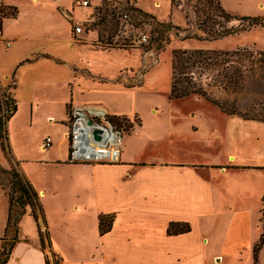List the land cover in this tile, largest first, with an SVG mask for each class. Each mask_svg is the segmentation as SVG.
Here are the masks:
<instances>
[{
    "label": "rangeland",
    "instance_id": "rangeland-1",
    "mask_svg": "<svg viewBox=\"0 0 264 264\" xmlns=\"http://www.w3.org/2000/svg\"><path fill=\"white\" fill-rule=\"evenodd\" d=\"M3 1L14 2L17 6L15 18H0L2 36L9 39L6 44L3 43L4 39L0 40V93L13 88V97L17 103V109L7 123L11 149L16 152L17 148L18 153L25 157L41 156L37 142L42 136L57 137L60 134L58 128L62 127L46 121L47 115L51 113L56 118L62 117L65 121L63 126L68 131L70 117L64 100L68 88L73 89L75 80L92 87L97 81H102L99 78L102 76L114 78L127 87L137 85L133 91L124 92L122 97L106 99L112 103L136 102L143 119H190L204 125L198 131L201 132L199 137L204 146L197 139L196 147L192 149L195 154L192 155L199 162L214 160L234 164L238 161L241 165L227 168L225 172L217 174L214 181L220 179L225 184L247 182L255 188L258 187L247 196L239 194L226 196V199L220 197L218 215L212 220L206 216L200 218L204 208L199 207L198 214L196 213V230L182 238L186 241L182 240L180 245L196 243L201 252H197L198 257L195 258L201 263L212 253L221 252L224 260L216 257L212 259V264L220 260L224 264H253L251 245L264 230V219L261 218L264 189V26L255 25L210 40L186 37L195 32L205 36L202 30L217 32L222 30L221 25L227 28L238 26L241 21L232 19L227 22L221 16V8L240 16L264 15V7L237 4L230 7L232 10L229 11L222 6L220 0H171L173 14L184 20L163 21L171 29L162 33L161 47L151 49L149 47L156 45L154 39L159 34L154 29L157 18L147 20L130 15L125 25L119 19L120 15L113 18L107 14L104 23L99 21L104 9L110 12L115 8L119 11L118 6L123 5L136 7V0H91L87 7L78 5L76 0ZM262 1L264 4V0ZM142 4L152 8L151 0H144ZM6 7H11L6 11L14 8ZM161 9L167 10L164 6ZM75 25H80L83 31L77 34ZM142 35L146 37L145 41H142ZM98 36L101 37L99 44L96 41ZM67 37L71 42L63 40ZM186 39L192 40L189 47L184 45ZM194 40L210 43L215 41L222 48H198L194 46ZM220 40L224 41L223 44L218 43ZM107 42H110V47L106 46ZM89 43L98 48L113 50L95 49ZM174 49L216 51V54H207L211 56L210 59L190 67L187 76L192 82L202 85L211 97L224 100L228 107L236 106L239 111L252 118L227 115L205 98L194 94L169 100L167 94L172 81L171 62ZM39 52L50 56L39 57ZM25 58L31 60L21 63ZM145 72V82L141 85ZM93 100L96 101V98ZM100 102L105 104L106 101ZM119 116V120H123L120 126L110 121L122 128L124 133L132 130L130 125L133 119L135 122L140 119L138 115ZM108 117L111 118L109 115ZM65 137L66 152L69 142L66 133ZM57 140L53 141V145H56ZM27 146L29 148H25ZM228 152L234 154V160L231 159L232 155L228 156ZM2 159L3 153L0 150V161ZM51 174L54 179L56 172ZM44 179L51 181L48 175ZM189 213L192 215V212ZM230 213L236 214L232 216ZM87 221L90 222L88 218L84 219V222ZM85 229V234L78 231L74 236L63 233L59 237L65 245L62 249L63 256L60 254L64 258L63 264L88 262L89 256L85 248L92 241L87 231L88 226ZM123 234L124 230L118 235L116 243L122 242ZM74 240L78 243L77 247L74 246ZM147 254L117 250L116 263L135 262ZM258 258L264 264V243ZM51 261L53 262V258ZM254 264H258V260Z\"/></svg>",
    "mask_w": 264,
    "mask_h": 264
},
{
    "label": "crops",
    "instance_id": "crops-1",
    "mask_svg": "<svg viewBox=\"0 0 264 264\" xmlns=\"http://www.w3.org/2000/svg\"><path fill=\"white\" fill-rule=\"evenodd\" d=\"M143 1L136 0L134 4L160 22L184 20L173 14L171 0H151L152 8L143 5ZM220 3L229 11L232 10L230 7L237 4L264 7L262 0H220ZM1 6L17 8L14 2L3 0H0ZM162 6L167 10L161 9ZM73 13L75 14V11ZM2 35L0 26V40H5L3 43L6 44L9 39ZM63 40L71 42L68 37ZM191 41L186 39L184 45L189 47ZM223 42L220 40L218 43ZM194 44L198 48H222L216 45L215 41L210 43L197 40ZM38 55L50 56L42 52ZM26 59L30 58L23 59L21 63ZM145 74L146 72L143 73L141 85L145 82ZM99 78L102 81L95 80L97 82L92 87L86 86L80 80L73 82L74 87L72 90L68 88L64 100L67 114V108L73 105H96L106 110L109 116L138 115L140 119H137L138 122L131 119L133 122L130 121L132 124L129 125L132 130L129 133L125 132L120 158L114 163L69 162V142L66 152L64 144L67 133L63 126L65 121L62 117L56 118L52 113L47 115L46 121L63 128H58L60 134L57 137L46 136L51 139V144L47 148L42 146L46 137L40 138L37 148L41 156L25 157L18 153L17 148L16 152L11 149L13 161L20 173L38 193L41 212L36 221L31 215L30 207L26 206V212L19 223V240L14 245L6 264H46V258L51 263L54 256L63 264L62 249L65 245L59 237L63 236V233L66 236L68 234L74 236L78 231L85 234V226H88L87 231L92 241L85 248L89 256L86 264H117L115 255L117 250L148 253L138 261L125 264H212L213 258L219 257L224 260V255L217 252L205 257L201 263L195 258L198 257L197 252H201V248L196 243L181 246L182 240L186 241L182 238L194 232L199 207L204 208L200 218L206 216L212 220L218 215L221 198L226 199V196L233 197L239 194L247 196L258 187L255 188L247 182L225 184L219 181L220 179L214 181L215 176L225 172L227 168L241 165L238 161L234 164L214 160L199 162L192 155L195 154L192 149L196 147L197 139L204 146L199 137L201 132H198L204 125L190 119H143L142 111L136 102L112 103L106 99L122 97L124 92L133 91L137 85L127 87L114 78L113 80L102 76ZM12 90L13 88L10 92L13 96ZM93 98H96V101ZM102 100L106 101L105 104L100 102ZM54 140H57L56 145H53ZM8 142L11 148L9 139ZM229 155L234 154L228 152ZM231 159L234 160V156ZM52 172H56L54 179L51 178ZM45 175H48L50 182L44 179ZM189 212H192V215ZM7 214L8 198L0 186V242L4 235ZM102 214H112L113 220L110 229L100 234L98 222ZM230 214L234 216L236 213ZM86 218L90 222H84ZM171 222L188 223L190 230L180 234H168L166 230ZM38 229L46 235L43 247L40 245ZM123 230L122 242L116 243L118 235ZM258 240L259 238L253 241L251 253ZM73 243L74 246H78L76 240ZM260 249L257 252L258 264H262L258 258ZM222 260L214 264H224ZM252 262L254 264L253 258Z\"/></svg>",
    "mask_w": 264,
    "mask_h": 264
},
{
    "label": "trees",
    "instance_id": "trees-1",
    "mask_svg": "<svg viewBox=\"0 0 264 264\" xmlns=\"http://www.w3.org/2000/svg\"><path fill=\"white\" fill-rule=\"evenodd\" d=\"M6 6L0 7V18L8 19L15 18L16 8L12 7V11L7 10ZM120 10L118 11L116 8L111 9L109 12L108 9H104L100 15V20L102 23L106 21L107 14L112 15L113 18L117 15H121L123 12H130L131 16H140L141 19L154 20L155 17L149 13L142 11L137 7L132 6H118ZM120 12V13H119ZM17 13V11H16ZM221 16L227 21L230 22L232 19H239L241 22L238 26H231L227 28L226 26L221 25L222 30L219 31H203L205 34L199 35L197 32L192 33L190 36L186 38H196L200 39H215L218 37H224L233 33H236L240 30H246L249 27L260 25L264 26V15L256 14V15H233L228 13L224 9L221 8ZM139 19V20H141ZM154 29L159 32L158 37H155L154 41L156 42L155 46H150L149 48L155 47V49H159L161 46V39L163 36V32L171 29V26L167 23H163L160 21H154ZM175 29H177L175 27ZM160 34H162L160 36ZM203 37V38H202ZM100 36H98L97 42L99 44ZM101 45V44H100ZM104 45V44H103ZM110 42H107L106 46H109ZM110 47V46H109ZM216 54L214 50H204V49H174L172 51V62H171V72H172V81L170 83V88L168 92L169 99H180L190 95H198L205 98L207 101L215 105L219 110L227 115H241L245 118L248 117L245 112L239 111L236 106L231 105L228 107L224 100H220L217 98L211 97L202 85H198L195 82H192L190 77L187 76V70L194 66L196 63H201L206 61V59H210L211 56H207V54ZM224 54V53H223ZM30 59H26L28 61ZM13 87V86H12ZM17 109L16 99L12 96L10 89L4 90L0 93V150L3 153V159L0 161V186L3 188L5 194L8 198V214L5 225L4 235L1 238L0 242V264H6L9 260V257L12 253L14 245L19 240V223L22 219V216L26 212V206H29L31 209V215L37 221L39 212H41V206L39 203L38 193L29 183V181L20 173L16 164L12 158V150L10 148L8 142V130H7V122L9 118L14 114ZM69 110V108H67ZM120 117L111 116L110 120L116 123L118 126L123 123V120H119ZM129 125V124H128ZM84 163V162H82ZM262 209H261V218L264 219V190L262 194ZM113 220L112 214H102L99 216L98 222V230L100 234L107 232ZM190 230V226L188 223L184 222H171L166 232L168 234H180L185 233ZM40 245L44 246V240L46 235L38 229ZM264 242V230L262 231L258 242L253 246V261L257 262V252L260 249L261 245ZM55 256L53 257V262L50 263L48 258H46V264H59V259Z\"/></svg>",
    "mask_w": 264,
    "mask_h": 264
},
{
    "label": "built area",
    "instance_id": "built-area-1",
    "mask_svg": "<svg viewBox=\"0 0 264 264\" xmlns=\"http://www.w3.org/2000/svg\"><path fill=\"white\" fill-rule=\"evenodd\" d=\"M78 5L87 7L91 0H76ZM119 19L127 25L130 12H123ZM75 32H82L80 25L74 26ZM142 41L146 40L144 35ZM69 128L66 133L69 141V162L87 163H114L120 158L124 138V130L113 125L108 113L95 105L70 106ZM109 119V120H108ZM97 131L98 139L94 132ZM51 144L50 137L42 143L43 148Z\"/></svg>",
    "mask_w": 264,
    "mask_h": 264
},
{
    "label": "water",
    "instance_id": "water-1",
    "mask_svg": "<svg viewBox=\"0 0 264 264\" xmlns=\"http://www.w3.org/2000/svg\"><path fill=\"white\" fill-rule=\"evenodd\" d=\"M94 137H95V139H98L99 138L98 137V134H97V131L94 132Z\"/></svg>",
    "mask_w": 264,
    "mask_h": 264
}]
</instances>
